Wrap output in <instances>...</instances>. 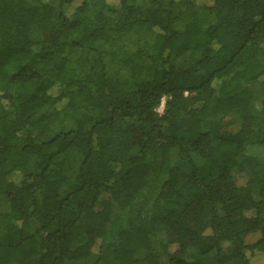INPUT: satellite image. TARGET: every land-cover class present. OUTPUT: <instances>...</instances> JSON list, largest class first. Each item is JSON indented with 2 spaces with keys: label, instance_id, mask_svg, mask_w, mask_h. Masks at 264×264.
I'll return each instance as SVG.
<instances>
[{
  "label": "trees",
  "instance_id": "obj_1",
  "mask_svg": "<svg viewBox=\"0 0 264 264\" xmlns=\"http://www.w3.org/2000/svg\"><path fill=\"white\" fill-rule=\"evenodd\" d=\"M257 253L264 0H0V264Z\"/></svg>",
  "mask_w": 264,
  "mask_h": 264
},
{
  "label": "rangeland",
  "instance_id": "obj_2",
  "mask_svg": "<svg viewBox=\"0 0 264 264\" xmlns=\"http://www.w3.org/2000/svg\"><path fill=\"white\" fill-rule=\"evenodd\" d=\"M113 3L116 2V0H110ZM209 19L211 21H213V18L210 16ZM109 72L110 73H117L121 78H122V71L120 70H117V68H115V66L111 63H109ZM253 89L255 91L258 90V86L257 85H254L253 86ZM160 112H163V105L160 107L159 109ZM233 176L234 178H241L242 175L236 171L233 172ZM3 209H7V205L5 204L3 207ZM99 209H101V207L99 206ZM262 236V232L261 231H258L256 233H253L251 235H249L246 240H245V243L247 245H252L254 244L255 242H257ZM223 248L225 249V251L229 250L230 248V245L228 243H223ZM161 264H168V259L167 257L165 256H162V259H161ZM251 264H264V254L262 253H257L253 256V258H251Z\"/></svg>",
  "mask_w": 264,
  "mask_h": 264
}]
</instances>
